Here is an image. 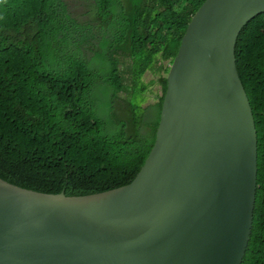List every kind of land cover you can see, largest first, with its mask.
<instances>
[{
    "label": "trees",
    "instance_id": "16d2710c",
    "mask_svg": "<svg viewBox=\"0 0 264 264\" xmlns=\"http://www.w3.org/2000/svg\"><path fill=\"white\" fill-rule=\"evenodd\" d=\"M205 1L89 0L79 15L67 0H0V181L69 198L129 186L156 141L169 71L162 64L177 57ZM236 65L258 135L242 264H264V14L242 29ZM147 72L159 75L148 86L159 84L161 95L143 107Z\"/></svg>",
    "mask_w": 264,
    "mask_h": 264
},
{
    "label": "water",
    "instance_id": "95a60500",
    "mask_svg": "<svg viewBox=\"0 0 264 264\" xmlns=\"http://www.w3.org/2000/svg\"><path fill=\"white\" fill-rule=\"evenodd\" d=\"M261 14L264 0H206L194 13L129 186L69 198L0 181V264H242L258 135L236 43Z\"/></svg>",
    "mask_w": 264,
    "mask_h": 264
},
{
    "label": "rangeland",
    "instance_id": "374dc122",
    "mask_svg": "<svg viewBox=\"0 0 264 264\" xmlns=\"http://www.w3.org/2000/svg\"><path fill=\"white\" fill-rule=\"evenodd\" d=\"M71 11L74 14H79L82 15L87 11L88 8V2L89 0H67ZM169 72V71H168ZM168 75V73H167ZM166 75V76H167ZM152 76V77H151ZM150 76L149 73H146L143 77V82L146 83V87H147V93H146V101L143 102V107H147L151 104H155L158 101V96L161 95V86L159 84H154L152 86H148V84L151 81H157V75L156 74H152ZM151 77V78H150ZM142 85H140L141 87ZM110 94V93H109ZM140 98H142L141 96H139L138 98H136L135 103L141 107V104L139 103ZM100 99H104V98H100ZM141 112H143V110H141ZM150 115H152V112L149 113ZM154 117V116H153ZM153 117H146L148 120L152 119Z\"/></svg>",
    "mask_w": 264,
    "mask_h": 264
},
{
    "label": "crops",
    "instance_id": "0c3cea01",
    "mask_svg": "<svg viewBox=\"0 0 264 264\" xmlns=\"http://www.w3.org/2000/svg\"><path fill=\"white\" fill-rule=\"evenodd\" d=\"M160 64H162V63H160ZM162 65L164 66L165 69L168 68V67H170V63H169V62H165V63H163ZM165 69H164V70H165ZM147 73H149L150 76L152 75L150 72H147ZM163 74H164V73H163ZM157 76L159 77V75H157ZM165 76H166V75H165ZM151 77H152V76H151ZM151 77H150V78H151ZM158 77H157V78H158Z\"/></svg>",
    "mask_w": 264,
    "mask_h": 264
}]
</instances>
